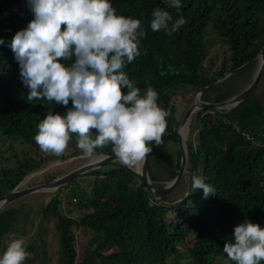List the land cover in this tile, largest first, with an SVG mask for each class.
I'll list each match as a JSON object with an SVG mask.
<instances>
[{
	"label": "trees",
	"instance_id": "trees-1",
	"mask_svg": "<svg viewBox=\"0 0 264 264\" xmlns=\"http://www.w3.org/2000/svg\"><path fill=\"white\" fill-rule=\"evenodd\" d=\"M109 2L118 15L142 20L147 31L141 41L142 54L124 70L142 94L152 86L158 92L159 106L170 112L163 143L157 147L151 142L148 173L156 181V170L162 167L167 180L172 179L179 169L180 153L173 133L178 122L171 99L211 84L243 64L223 85L208 89L201 98L223 101L250 82L253 65L256 67L252 59L264 44V0H181L179 12L167 8L164 0ZM12 6L17 8L6 15ZM158 7L170 11L175 19L183 16L186 23L171 36L152 32L148 22ZM33 18L27 0H0V38L4 40L0 44V195L41 167L44 160L65 157L42 152L34 136L49 111L64 115L72 107L71 101L67 108L46 100L28 102L29 89L21 82L10 48L15 33ZM208 26L229 48V63L222 62L212 75L204 65L209 52ZM190 124L188 193L179 201L167 203L165 196L158 202L133 170L111 163V167L85 173L93 176L88 187L79 183L80 177L72 178L37 207L30 237L38 241L41 252H29L40 257V262H48L44 225L52 220L59 242L55 264H167L171 255L183 252L178 246H185L190 264L217 260L235 264L223 252L224 244L234 239V227L248 219L264 228V72L258 87L234 108L227 112L198 110ZM72 135L75 144L76 134ZM13 143L29 146L39 159L25 149L18 152ZM97 152L113 154L110 145ZM77 154L81 151L70 156ZM194 174L203 177L216 193L205 198L202 189L191 192ZM55 176V172L48 173L43 181ZM62 198L76 206L77 216L64 212ZM34 203L7 205L0 211V251L10 232H28L26 224ZM168 212H172L171 218ZM75 227L91 232L79 261Z\"/></svg>",
	"mask_w": 264,
	"mask_h": 264
},
{
	"label": "clouds",
	"instance_id": "clouds-1",
	"mask_svg": "<svg viewBox=\"0 0 264 264\" xmlns=\"http://www.w3.org/2000/svg\"><path fill=\"white\" fill-rule=\"evenodd\" d=\"M167 8H182L181 0H164ZM33 19L15 33L10 48L18 62L27 100L72 107L66 114L49 111L34 136L45 153L62 156L76 134V147L85 159L98 158L97 149L111 146L120 163L140 172L167 129L170 112L158 104V92H143L125 68L141 52L147 31L142 20L118 15L109 0H27ZM148 22L152 32L171 36L185 23L165 8H155ZM0 44L4 40L0 38ZM95 130V132H93ZM192 191L204 197L216 189L201 176H192ZM190 192V193H191ZM189 193V194H190ZM234 239L223 252L235 264L264 261V228L245 219L234 227ZM22 238L13 239L0 264H24L31 257Z\"/></svg>",
	"mask_w": 264,
	"mask_h": 264
},
{
	"label": "rangeland",
	"instance_id": "rangeland-1",
	"mask_svg": "<svg viewBox=\"0 0 264 264\" xmlns=\"http://www.w3.org/2000/svg\"><path fill=\"white\" fill-rule=\"evenodd\" d=\"M15 8H17V6H12L11 8H9L5 12V14L6 15L10 14L11 11ZM206 38L208 39V50H209V52H208L207 58L204 61V65L208 71V74L212 75L214 72H216L219 69L222 62H226L227 64L229 63L228 62L229 48H228L227 43L224 42L210 26H208V28L206 30ZM256 65H257V61H256ZM255 70H256L255 66L253 65L252 76H253V73ZM252 76H251V78H252ZM262 76H263V74H262ZM261 79H262V77H261ZM261 79H260V81H261ZM225 81L221 82L220 84H218L216 86L223 85L225 83ZM260 81L257 84V86L255 87V89L260 84ZM194 93H195V90H193V91L190 90V91H187V92L182 93V94L180 93V95L178 94L174 98L171 99V104L174 106V111H175L174 112V118H175L176 122L180 121L183 113L185 112L186 108L189 106ZM202 94H201V96H202ZM201 96H200V99L202 100ZM196 113H197V111H195L193 113V115L191 117V121L195 118ZM191 121H190V123H191ZM190 130H191V124H189V132L187 130V127L184 128V130L182 132L183 138H185L187 136V132H188L187 140L189 138H192ZM13 144H14V148H16L18 150V152L21 153V150L25 149L26 151L29 152L28 155L34 156L36 159H39V156L37 154H34L33 149H31L29 146L21 145L19 143H13ZM73 151H80V150L76 147V143L73 144V142L70 141L68 148L66 149L65 153L63 154L65 156L64 158H61V159L51 158L48 160H44L41 167L32 171L31 173L27 174L24 177V179L21 181V184L18 186V188H25V187L33 186L36 184L44 183V181H43L44 177L46 176V174L51 173V172L52 173L55 172L56 176L54 178H57V177L65 174V173H68L69 171H71L73 169H76L77 167L81 166L82 164H84L88 160H90V159H85L82 156H78L81 154L70 156ZM6 155H8L7 151H6ZM113 163H115V162H113ZM108 165L103 166L101 168L111 167L110 164H108ZM156 175H157V177H156L157 180L153 181L156 185H164L167 181L171 180V179L167 180V173H166L165 169L162 167L160 169L156 170ZM77 177H80L78 179V181L81 185H83V187H88V185L91 184L92 179H93V176L85 175V174L77 176ZM46 182H48V181H46ZM187 183L189 184V172L188 171L185 173L182 181L177 185V187L166 196V199H165L166 202L167 203H175V202L179 201L183 196H185L188 193ZM61 187L57 188L55 191H47V192L28 194V195H25L23 197L18 198L17 200L11 202L10 204H8V205H13L14 207H18L22 204L31 203V202L35 201V203L33 205V210L30 213L27 224H26L28 232L27 233L10 232L4 238V246L2 247V249L0 251V256H2V254L6 250L8 244L13 239H17V238H22L25 240L26 251H28V252L34 251L36 254L41 252V249L39 248L38 241L36 239H32V241H31V237H30L31 233L33 231V228L36 224V221H37V217L35 215V210L37 209V207L41 203L47 202L49 200V198L51 197V195H53L54 192H56ZM62 209L70 217H75L79 214L76 206L72 203L67 202V200L65 198H62ZM168 217L169 218L172 217V212H168ZM33 221H34V224H33ZM54 224H55V222L51 220L50 222H48V224L46 223L44 225L45 232L47 233L45 250L47 251L48 262L50 260V262L49 263L46 262V264H55V261L57 259V255H58L57 253H58V249H59V242L57 240L56 232L54 230ZM14 227H16V225ZM90 233H91L90 230H88L87 228H78V227L74 228V234L76 237L75 248H76L77 253H78L77 254V260L78 261L82 258L83 254H84L85 246L87 245V243L89 241ZM28 244H30L32 247H28ZM184 249H185V246H178V250L183 251V252H181L178 255H171L167 260V264H190V258L188 256V254H186ZM24 264H45V262H43V261L40 262V257H38V256L36 257L33 254V255H31V259L30 258L26 259ZM213 264H219V261L217 260Z\"/></svg>",
	"mask_w": 264,
	"mask_h": 264
},
{
	"label": "water",
	"instance_id": "water-1",
	"mask_svg": "<svg viewBox=\"0 0 264 264\" xmlns=\"http://www.w3.org/2000/svg\"><path fill=\"white\" fill-rule=\"evenodd\" d=\"M257 61V68L253 73V76L250 82L237 94L219 102H209L200 99L202 93L207 91L210 88L215 87L216 85L220 84L221 82L228 79L232 74H234L237 70L243 67L245 64L235 68L233 71L226 73L223 77L217 79L211 84L205 85L197 90L191 99L189 106L186 108L185 112L183 113L180 121L177 125L173 128V133L176 136V146L177 150L180 153V160H179V169L174 178L170 181H167L164 185H156L149 177L148 173V158L147 157L142 169L140 172L134 171L141 182L146 186L150 195L161 202L162 199L167 196L171 191H173L177 185L182 181L185 173L188 171L189 166V158H188V150H187V136L189 132V124L191 121V117L195 111L205 109V108H213L216 110H225V112L229 111L230 109L234 108L237 104L243 101L257 86L259 83L262 74L264 72V44L262 45L260 51L255 55L252 60ZM186 125L187 127V136L183 140L179 134L180 127ZM98 159L94 161H89L81 166L77 167L65 173L57 178H54L51 181L36 184L33 186L25 187V188H18L21 184V181L9 192L4 195H0V211L3 210L8 204L17 200L20 197H23L28 194L33 193H40V192H47V191H55L57 188L65 185L69 180L75 178L77 176L83 175L88 171L99 169L103 166L111 164L113 162L121 164L120 161L115 157L114 154H105V153H98ZM78 156H82L78 155ZM122 165V164H121ZM124 166V165H123ZM24 179V178H23Z\"/></svg>",
	"mask_w": 264,
	"mask_h": 264
},
{
	"label": "bare ground",
	"instance_id": "bare-ground-1",
	"mask_svg": "<svg viewBox=\"0 0 264 264\" xmlns=\"http://www.w3.org/2000/svg\"><path fill=\"white\" fill-rule=\"evenodd\" d=\"M256 68H257V65H256L255 69H256ZM185 127H186V125L180 127V129H179V134H180V136L182 137L183 140H184L185 138H183V136H182V132H183V130H184ZM97 159H98V158H96V159H90V160H88L87 162H89V161H94V160H97Z\"/></svg>",
	"mask_w": 264,
	"mask_h": 264
}]
</instances>
